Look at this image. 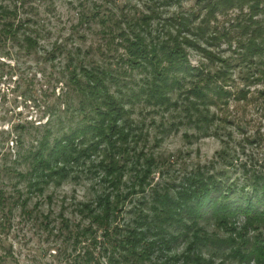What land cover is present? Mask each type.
Listing matches in <instances>:
<instances>
[{
	"label": "rangeland",
	"instance_id": "374dc122",
	"mask_svg": "<svg viewBox=\"0 0 264 264\" xmlns=\"http://www.w3.org/2000/svg\"><path fill=\"white\" fill-rule=\"evenodd\" d=\"M196 2L185 0L177 6L164 0H0V13L2 8L16 10V25L21 21L17 38L0 36V264H117V259L123 264L114 247L116 236L105 237L93 222L107 215L100 200L111 196L115 202L120 194L126 198L112 213L109 234L115 235L144 222L143 216H154V189L174 191L197 170L239 186L250 183L254 172L264 174V79L246 82L249 73L237 66L229 86L237 97L211 108L218 121L208 134L186 116V89L172 92V102L180 106L170 111L145 96L133 97L148 94L151 75L130 67L126 48L144 33L162 36L171 29L168 19L193 13ZM239 14L238 9L221 14L213 26L221 31L230 28ZM143 17H150L151 25H140ZM25 37L34 41L35 49L26 46ZM197 42L199 48L185 47L194 66L217 70L219 63L209 61L203 47L232 59L235 45ZM89 70L97 77L117 78L108 81L111 94L129 99L126 119L143 134L138 145L131 146L157 164L143 188L134 183L145 178L140 173L145 168L131 159L122 160L117 191L109 183L110 174L91 168L89 161L52 165L45 157L55 145L52 136L42 142L49 131L61 136L88 122L78 108L82 92L91 85L92 74L84 72ZM80 147L85 149L86 144ZM38 156L37 163L46 161L58 175L33 171L30 166ZM101 159L99 155L91 159L97 169ZM210 232L223 240L229 234L214 224ZM192 244L193 240L179 242L153 258L159 264H190L197 256L206 258L201 264H256L238 258L231 247L201 250Z\"/></svg>",
	"mask_w": 264,
	"mask_h": 264
},
{
	"label": "trees",
	"instance_id": "16d2710c",
	"mask_svg": "<svg viewBox=\"0 0 264 264\" xmlns=\"http://www.w3.org/2000/svg\"><path fill=\"white\" fill-rule=\"evenodd\" d=\"M164 1L168 5L181 6L185 0ZM235 9L240 14L231 27L223 31L217 27L216 30L213 25L219 15H227ZM15 11L2 8L0 36L3 38L15 39L21 31V21L16 25L18 15ZM150 19L143 17L140 25H151ZM168 20L171 29L162 36L160 33L156 36L144 33L136 36V40L126 48L130 55L127 59L130 67L133 70L144 69L151 75L148 94L140 92L133 97L145 96L150 103L170 111L180 106L172 102V92L186 89V116L191 118L198 130L208 134L218 121L211 108L227 105L230 98L237 97L229 89L237 66L249 73L244 77L246 82L257 83L264 79V0H197L193 13L182 12ZM176 28H179L178 32ZM180 34L188 37L181 38ZM198 40L211 47L221 42L229 47L235 45L232 59L217 56L203 47L201 51L208 60L219 63L217 70L192 65L185 47L199 48ZM24 41L31 50L35 49L30 37H25ZM84 72L92 74L89 78L91 85L87 92H82L84 95L79 98L81 107L78 111L86 114L88 122L81 127L70 128L71 131L61 136H54V131H49L42 142L52 136L55 145L45 157L52 160V165H79L81 161H89L91 168L110 174L109 183L117 191L121 187L122 160L131 159L134 164L145 168L140 172L145 178L140 181L136 178L137 183H134L143 188L147 179L155 173L157 164L156 159H147L143 150L136 152L137 146H131L132 142L139 143L143 134L139 133L142 128H134L126 119L128 97L111 94L108 81L117 82V78L110 74L97 77L91 70ZM84 143L85 149L77 148ZM93 155L102 158L98 169V164L91 160ZM40 157H34L30 166L33 171L57 173L46 161L37 163ZM258 173H253L250 183L239 186L233 180L224 181L215 173L197 170L174 191L154 189V216H143L144 222H137L135 227L115 235L109 234L112 213L118 211L126 198L116 195V201L112 202L109 200L111 196H108L98 204L107 215L98 216L93 222L104 231L105 237L116 236L113 243L123 264H159V260L153 258L155 253L171 250L177 243H188L190 240H193L192 245L199 244L201 250L212 245L221 250L231 247L243 261L264 264V174ZM212 224L228 232L227 239L212 234ZM106 251L111 252L109 249ZM199 253L202 256V252ZM205 259L197 256L190 260V264H201L200 261ZM115 263H120V260H115Z\"/></svg>",
	"mask_w": 264,
	"mask_h": 264
}]
</instances>
